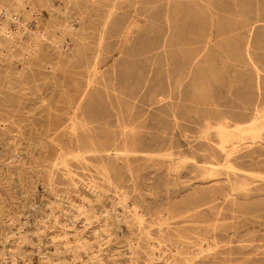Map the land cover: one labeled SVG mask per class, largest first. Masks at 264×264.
Wrapping results in <instances>:
<instances>
[{
  "label": "rangeland",
  "instance_id": "1",
  "mask_svg": "<svg viewBox=\"0 0 264 264\" xmlns=\"http://www.w3.org/2000/svg\"><path fill=\"white\" fill-rule=\"evenodd\" d=\"M19 2L0 264H264V0Z\"/></svg>",
  "mask_w": 264,
  "mask_h": 264
},
{
  "label": "bare ground",
  "instance_id": "2",
  "mask_svg": "<svg viewBox=\"0 0 264 264\" xmlns=\"http://www.w3.org/2000/svg\"><path fill=\"white\" fill-rule=\"evenodd\" d=\"M18 2H19V0H18ZM19 3H21V2H19ZM18 3V4H19ZM11 10V9H10ZM13 11V10H12ZM17 11V10H16ZM3 13V12H2ZM9 15V14H8ZM1 27V26H0ZM4 27V26H3ZM6 36V35H5ZM10 37H11V35H10ZM257 119V117H253V118H250V120L249 121H247V122H245L244 124H247V123H249V122H251V121H254V120H256ZM238 125H242V124H238ZM237 126V125H236ZM66 130H68V129H66ZM73 130V129H72ZM77 136V135H76ZM72 137V136H71ZM70 140V139H69ZM79 141V140H78ZM81 142V141H80ZM79 142V143H80ZM78 143V144H79ZM81 145V144H80ZM77 146V145H76ZM217 154V153H216ZM78 155H80V154H78ZM77 155V156H78ZM215 155V154H214ZM79 157V156H78ZM171 158V157H170ZM211 159V158H210ZM61 163V162H60ZM198 163V162H197ZM215 164H216V162H215ZM224 164V163H223ZM210 166V165H209ZM219 166V165H218ZM57 168V167H56ZM216 168V167H215ZM218 168V167H217ZM209 171V170H208ZM213 171V170H212ZM215 171V170H214ZM207 175H209V174H207ZM238 176V175H237ZM231 178V177H230ZM215 179V178H214ZM233 181V180H232ZM236 181V180H235ZM239 181V180H238ZM238 185H240V184H238ZM242 185V184H241ZM235 186V185H234ZM246 186V185H245ZM230 187V186H229ZM239 187V186H238ZM87 190V189H86ZM247 191V190H246ZM122 192V191H121ZM225 193H226V191H225ZM229 193V192H228ZM232 193V192H231ZM219 194V193H218ZM216 195V194H215ZM221 195V194H220ZM229 197V196H228ZM27 198V197H26ZM83 198V197H82ZM227 198V197H226ZM228 199V198H227ZM86 201V200H85ZM120 202V201H119ZM121 204V203H120ZM234 204V203H233ZM65 206V205H64ZM87 206V205H86ZM78 209V208H77ZM127 212V211H126ZM142 213V212H141ZM80 214V213H79ZM96 216V215H95ZM140 216V215H139ZM140 218H142V217H140ZM139 218V219H140ZM56 220V219H55ZM119 221V220H118ZM125 223V222H124ZM62 226V225H61ZM156 228V227H155ZM42 233V232H41ZM215 233V232H214ZM79 236V235H78ZM66 238V237H65ZM219 238V237H218ZM66 240V239H65ZM99 240V239H98ZM142 240V239H141ZM70 242V241H69ZM191 242V241H190ZM213 242V241H212ZM215 242V241H214ZM213 242V243H214ZM82 243V242H81ZM153 243V242H152ZM50 244V243H49ZM197 245V244H196ZM253 245V244H252ZM190 246V245H189ZM189 246H187V247H189ZM198 246V245H197ZM211 246V245H210ZM250 246V245H249ZM201 247V246H200ZM255 247V246H254ZM261 247V246H260ZM47 248V247H46ZM71 248V247H70ZM74 248V247H73ZM72 248V249H73ZM78 248V247H77ZM211 248V247H210ZM75 249V248H74ZM86 249V248H85ZM84 249V250H85ZM93 249V248H92ZM201 249H203V246H202V248ZM233 250V249H232ZM259 250V249H258ZM257 250V251H258ZM91 251V250H90ZM243 251V250H242ZM245 251V250H244ZM255 251H256V249H255ZM205 252V251H204ZM215 253V252H214ZM252 253V252H251ZM80 254V253H79ZM175 254V253H174ZM189 254V253H188ZM245 254V253H244ZM243 255V254H242ZM252 255V254H251ZM23 256V255H22ZM157 256H158V254H157ZM60 257V256H59ZM130 257V256H129ZM173 257V256H172ZM187 259V258H186ZM190 259H193V257L192 258H190ZM246 259H247V257H246ZM249 259V258H248ZM258 259V258H257ZM78 262V261H77ZM193 262H194V260H193ZM259 262V261H258ZM193 264H195V263H193ZM256 264V263H255ZM260 264V263H259Z\"/></svg>",
  "mask_w": 264,
  "mask_h": 264
}]
</instances>
